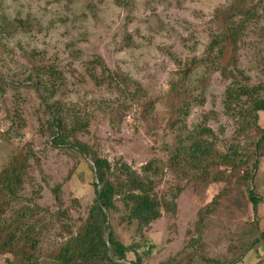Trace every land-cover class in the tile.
<instances>
[{"label":"rangeland","instance_id":"374dc122","mask_svg":"<svg viewBox=\"0 0 264 264\" xmlns=\"http://www.w3.org/2000/svg\"><path fill=\"white\" fill-rule=\"evenodd\" d=\"M251 1L260 5V17L243 32L238 68L255 84L262 79L264 0ZM231 2L0 0L5 30V51L0 53V79L5 82L0 83V171L19 152L34 155L19 199L2 220L26 209L39 251L47 254L62 241L61 226L75 230L92 204L93 162L74 150L50 145L47 106L53 105L68 125L73 119L87 121V131L77 138L99 157L112 165L122 161L137 172L153 161L161 172L159 194L181 187L175 213L162 215L142 237L122 213L110 216L116 240L141 243L149 252L142 255L139 250L142 264H264V144L254 180L248 183L261 198L255 211L245 183L240 184L242 168L230 178L226 172L217 179L216 169L210 168L206 178L198 179L182 163H171L178 141L187 149L205 129L217 153L233 146L244 158L255 151L258 129H264V112L254 123L244 112L249 105L227 109L230 81L212 68L206 55L216 30L214 13ZM27 57L56 69L58 79L47 81L53 97L41 80L37 89L30 85ZM97 59L126 79L130 93L139 87L136 100L115 86H96L89 79L86 68ZM173 84L195 99L185 105L186 116L172 120L166 104ZM252 164L250 159L247 171ZM5 258L0 257V264H6ZM126 260H134L133 254L127 253Z\"/></svg>","mask_w":264,"mask_h":264},{"label":"trees","instance_id":"16d2710c","mask_svg":"<svg viewBox=\"0 0 264 264\" xmlns=\"http://www.w3.org/2000/svg\"><path fill=\"white\" fill-rule=\"evenodd\" d=\"M258 17H260V5L257 2L232 0L224 10L215 11L216 30L206 48V55L212 68L224 80L230 81L225 90L224 101L227 109L229 110L233 105L235 108L241 107V104L249 105L245 110L242 109L249 113L248 119L254 123L258 113L264 112V58L261 62L262 79L255 84H250L249 79L238 68V52L245 28L254 24ZM4 33L5 30L0 25V53L5 51L1 38ZM27 61L32 65L27 73L30 85L37 89L41 80L42 85H47L46 89L50 97H53L54 91L50 89L51 85H48L47 81L58 79L56 69L43 62L38 64L30 57H27ZM89 64L86 71L89 79L96 86L105 85L109 88L115 86L118 92H126L131 100H136L139 87L130 93L126 79L117 73L112 74L100 59L90 61ZM97 68L100 72L98 76L95 74ZM2 82L3 80L0 79V83ZM191 99L195 98L178 84L171 86L166 105L172 114L170 116L172 120L175 117L177 119L179 116L187 115L185 105ZM47 107L49 109L47 115L50 117L46 121V126L47 132L50 133V145L54 148L74 150L93 162L94 198L80 226L72 230L70 225L63 224L61 231L64 234H60V236L64 235L61 237L62 241L49 253L41 254L38 240L34 235V224H28L27 219L31 217L26 209L17 211L18 214L12 219L2 220L5 210L19 199L29 161L34 158L30 152L17 153L0 171V257H6L4 260L6 264H126V254L132 253L134 260L128 263L142 264L139 250L142 249L140 252L142 255H147L149 252L144 251L141 243L133 242L124 245L116 240L109 224L110 216L114 213L119 215L122 213V218L127 224H135L136 235L142 237L143 231L162 215L169 212L175 213V202L181 187L159 194L157 187L161 172L155 162L149 161L142 166L140 172L119 160L112 165L106 159L99 157L90 146L78 140L77 134L87 131V121L79 122L78 119H73L68 125L59 115L60 108L53 105ZM202 131L206 134L195 135L187 149L178 141L173 152L172 165H177V162L182 163V166L191 170L198 179L206 178L210 168L216 169L213 179H217L220 174L226 172L227 177L230 178L235 173H239L237 171L242 168L245 172L240 176L243 180L240 184L245 183L247 199L255 211L261 198L248 183L254 180L253 174L263 157L264 129H258L260 139L255 145V151L245 155L244 158L233 146L225 154L217 153L205 136L211 134L210 130ZM250 159L253 160V164L247 171L246 167ZM261 237L260 239H264V233ZM258 241L259 239L256 243ZM193 246L194 241L191 244V247Z\"/></svg>","mask_w":264,"mask_h":264},{"label":"water","instance_id":"95a60500","mask_svg":"<svg viewBox=\"0 0 264 264\" xmlns=\"http://www.w3.org/2000/svg\"><path fill=\"white\" fill-rule=\"evenodd\" d=\"M94 172H95V168H94ZM98 190H99V187H98ZM109 236V231H108V234H107V237Z\"/></svg>","mask_w":264,"mask_h":264}]
</instances>
